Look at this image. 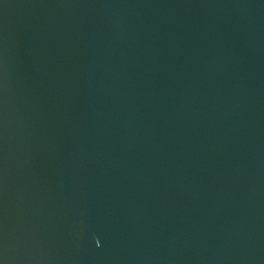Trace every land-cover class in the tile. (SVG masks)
I'll return each instance as SVG.
<instances>
[{
  "label": "water",
  "instance_id": "1",
  "mask_svg": "<svg viewBox=\"0 0 264 264\" xmlns=\"http://www.w3.org/2000/svg\"><path fill=\"white\" fill-rule=\"evenodd\" d=\"M0 264H264V0H0Z\"/></svg>",
  "mask_w": 264,
  "mask_h": 264
}]
</instances>
